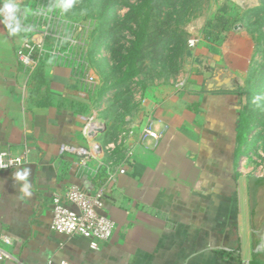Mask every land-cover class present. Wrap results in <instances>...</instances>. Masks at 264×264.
I'll return each mask as SVG.
<instances>
[{
	"label": "crops",
	"instance_id": "crops-1",
	"mask_svg": "<svg viewBox=\"0 0 264 264\" xmlns=\"http://www.w3.org/2000/svg\"><path fill=\"white\" fill-rule=\"evenodd\" d=\"M34 3L18 5L12 21L0 12V151L28 153L21 169L0 172V234L11 239L0 264H264V177L246 174L235 160L236 145L250 140L238 134L239 93L189 86L148 100L120 159L111 160L124 168L114 183L97 177L93 160L71 173L74 159L59 149L87 147L81 130L90 118L88 92L83 75L74 80L56 55L40 62L39 84L34 70L18 64L16 50L43 38L28 30L37 25ZM198 40L202 65L229 61L216 69L245 75L254 53L246 34ZM146 127L158 139L141 136ZM70 186L102 190V213L115 230L97 249L49 228L53 199L70 207L63 198Z\"/></svg>",
	"mask_w": 264,
	"mask_h": 264
},
{
	"label": "rangeland",
	"instance_id": "rangeland-1",
	"mask_svg": "<svg viewBox=\"0 0 264 264\" xmlns=\"http://www.w3.org/2000/svg\"><path fill=\"white\" fill-rule=\"evenodd\" d=\"M137 1L97 0L95 4L91 0H73L67 9L57 6L60 0L34 3L40 34L48 36L46 48L55 47L57 59L71 69L73 79L78 80L83 73L93 78L92 86L84 85L88 92L87 116L103 125L98 139L106 149V160L120 159V147L131 127L144 118L148 100L192 84L202 85L209 79L211 74L203 70L205 59H195L196 49L188 47L190 39L211 42L217 35L219 42L228 32L243 33L252 41L254 53L245 75L236 77V92L241 99L238 134L245 133L250 140L245 147L236 145L235 160L246 174L264 177V0H162L154 22L162 30L157 28L154 41L143 45L136 62L139 73L124 79L127 66L123 56L134 39L126 28L119 27L129 11L125 3ZM220 16L227 23L224 31L220 26L212 29ZM164 25L178 26L185 44L175 39L168 42ZM207 32L213 35L210 40L205 39ZM225 64L231 62H217L213 69Z\"/></svg>",
	"mask_w": 264,
	"mask_h": 264
},
{
	"label": "built area",
	"instance_id": "built-area-1",
	"mask_svg": "<svg viewBox=\"0 0 264 264\" xmlns=\"http://www.w3.org/2000/svg\"><path fill=\"white\" fill-rule=\"evenodd\" d=\"M14 5H22L25 0H9ZM39 20V17L37 16ZM22 25V24H21ZM23 27V25H22ZM24 28V27H23ZM31 34H40V26L30 27ZM39 43H33L27 40L15 52L18 64L27 72H32L39 66L40 62L48 56H59L55 47L47 49L45 40L47 34L42 36ZM197 38L188 41V47L194 48L198 44ZM86 85L94 84L93 78L87 73H83ZM101 127V123L93 118H86L85 124L82 127L81 135L87 142V147L76 145H61L60 153L70 155L72 159L71 170L73 173L75 168L85 165L90 161H96L98 167L96 170L97 177L103 180L106 184H112L116 181L118 175L124 173V168L121 164H117L111 160H105L106 149L97 141L95 131ZM133 134L128 133V137ZM141 136L158 139L157 134L146 127L142 129ZM27 152L24 151L19 155H12L10 151H0V172H8L19 170L27 164ZM63 198L70 207L61 203L60 197H55L52 202L51 218L49 220V228L57 235L66 238H79L87 240L92 249H97L99 243L107 242L113 235L115 223L102 213L104 208L103 193L99 189L95 193L90 194L77 186L68 187ZM11 239L5 234H0V261L9 258V255L2 248L9 246ZM51 264V263H46ZM59 264H70L68 261H61Z\"/></svg>",
	"mask_w": 264,
	"mask_h": 264
},
{
	"label": "trees",
	"instance_id": "trees-1",
	"mask_svg": "<svg viewBox=\"0 0 264 264\" xmlns=\"http://www.w3.org/2000/svg\"><path fill=\"white\" fill-rule=\"evenodd\" d=\"M91 1L96 4L97 0ZM113 2H117V0H113ZM161 2L162 0H138L133 4L125 3V5L129 8V11L121 21L119 29L126 28L130 34L133 35L134 40L131 42L127 55L125 57L123 56L124 63H126L127 66L124 79L134 77L139 73V70L136 68V62L139 58L143 45L148 41H154L155 36L158 34V32H156L157 28L162 30L161 27H157L156 23H154L156 22V16H158L160 12ZM219 26L221 31H224L227 28V23L222 16L217 18L216 24L213 25L212 29L218 30ZM163 32L165 33L168 42L173 41V39L181 45H184L186 42L184 35L178 29V26L172 27L171 25H164ZM210 36L212 37L213 35L210 32H207L205 34V39L210 40ZM213 38L214 41H211H218L216 39L217 35ZM31 79L37 84L42 82V72L39 67H36L32 72Z\"/></svg>",
	"mask_w": 264,
	"mask_h": 264
},
{
	"label": "water",
	"instance_id": "water-1",
	"mask_svg": "<svg viewBox=\"0 0 264 264\" xmlns=\"http://www.w3.org/2000/svg\"><path fill=\"white\" fill-rule=\"evenodd\" d=\"M234 29L237 28L235 27ZM203 70L205 72L211 73V76L202 85H190V91L212 93L235 92L237 90L238 80L234 75L225 72L223 69L213 70L207 65H203ZM102 131L103 125H101V127L95 131V134H100Z\"/></svg>",
	"mask_w": 264,
	"mask_h": 264
},
{
	"label": "clouds",
	"instance_id": "clouds-1",
	"mask_svg": "<svg viewBox=\"0 0 264 264\" xmlns=\"http://www.w3.org/2000/svg\"><path fill=\"white\" fill-rule=\"evenodd\" d=\"M72 2L73 0H60V3L57 6L62 9H67L72 7ZM0 4H2V8H0V12L6 14L8 20L10 21L14 20L15 18L13 16V13L16 11L17 5L7 3L5 2V0H0ZM9 27H11V25H9ZM11 31L13 33L19 31V26L17 25L16 28H12ZM17 176L18 178L23 179V177L20 176L19 173L17 174Z\"/></svg>",
	"mask_w": 264,
	"mask_h": 264
}]
</instances>
